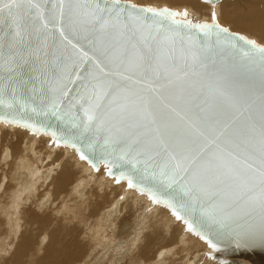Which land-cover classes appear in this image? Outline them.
Returning <instances> with one entry per match:
<instances>
[{
    "label": "snow or ice",
    "instance_id": "6c2138e0",
    "mask_svg": "<svg viewBox=\"0 0 264 264\" xmlns=\"http://www.w3.org/2000/svg\"><path fill=\"white\" fill-rule=\"evenodd\" d=\"M204 2L213 9L210 21L193 23L176 19L187 16L186 10L137 7L121 4L120 0H86L85 3L60 0L59 17L45 21L44 27L51 24L72 45L66 35V24L84 20L89 35L110 36L113 48L122 42L126 45L120 50L118 62L108 50L100 53L104 59L98 57L99 63L107 71L100 69L99 75L90 74L83 116L73 114L67 118L73 130L83 127L85 132L95 129L105 134V144L112 151L104 162L115 167L113 162L119 160L129 166V173L122 171L116 177L117 183L126 179L128 188L147 192L153 204L164 205L177 221H183L188 232L207 240L203 228L231 222L232 209L239 202V197L221 198L222 189H240L247 194L258 187L264 189V102L257 112L246 97L236 95L229 110L223 106H206V102L183 89L172 96L165 93L187 79L191 68H205L209 54L216 49L242 53L264 67V46L223 27L215 10L218 0ZM24 3L28 4L30 13L44 19L38 0H0V14L22 11ZM84 9H87L86 17L81 15ZM18 28L17 34H21L22 25ZM184 30L189 35L182 34ZM186 40L188 45L183 47ZM91 42L95 44V40ZM177 42L182 46L180 55H177ZM52 56V71L56 74L53 84L58 85L63 74L73 70L68 64L75 66L79 57H74L67 48L54 51ZM10 71H15V67ZM4 96L0 91V105L5 102ZM67 96L68 92L64 91L53 97L43 107V113L57 120L65 119L62 102ZM84 102L82 96L76 103ZM14 103L15 97L8 106ZM0 120L32 131H44L57 144L73 147L81 160L97 168L87 153V147L94 145L90 143L86 147L74 132L58 134L11 113L0 115ZM113 167L108 168L109 175L113 174ZM149 176L151 186L146 183ZM257 208L264 213V194L248 201L245 214ZM250 235L237 233L233 238L238 241V247H243ZM208 242L212 249H217L219 242Z\"/></svg>",
    "mask_w": 264,
    "mask_h": 264
},
{
    "label": "water",
    "instance_id": "95a60500",
    "mask_svg": "<svg viewBox=\"0 0 264 264\" xmlns=\"http://www.w3.org/2000/svg\"><path fill=\"white\" fill-rule=\"evenodd\" d=\"M38 2L40 11L44 13L43 20L39 19L37 14L28 11L27 3H24L22 11L12 14L5 11L0 14V58H2L0 59V91L5 93V102L0 105V115L11 113L35 122L38 126L55 130L58 134L74 132L86 147L90 143L94 145L87 147V153L98 167V160L107 159V153L112 151L111 147L105 144V134L95 129L85 132L83 127L73 130L71 121L67 117L73 114L83 116V108L86 107L87 99L85 90L90 74L99 75L100 69L107 71L104 65L99 63V60L104 59L100 53L108 50L118 62L122 55L120 50L126 45L122 42L113 48V40L110 36L89 35L90 30L84 27V20H79L71 25L66 24L68 40L75 45L73 50L72 45H69L51 24L47 28L44 27L45 21H52L59 17L60 0H38ZM85 2L86 0H81V3ZM120 3L129 4L126 1H120ZM86 13L87 9H84L81 15L86 17ZM18 25H22L21 34H17L20 31ZM182 34L189 35L187 30H184ZM86 35L88 39L84 38ZM160 38L163 40V33ZM93 40L95 44L91 42ZM187 45L186 40L183 47ZM66 48L73 51L74 57H79V59L75 66L68 64V67L73 70L66 71L58 85H54L53 79L56 74L52 71V53L63 51ZM176 48L177 55H180L182 46L179 42ZM128 53L131 54L130 47ZM109 66L114 67V64ZM13 67L15 71H10ZM189 71L190 75L187 79L169 89L165 93L166 96H172L183 89L197 96L199 101L206 102V106H223L231 110L232 97L243 95L257 112L261 103L264 102V67L253 63L242 53L231 50L221 52L216 49L209 54L205 68L197 66ZM64 91L68 92V96L62 102L63 113L66 114L65 119L57 120L51 115L44 114L43 107L50 103L53 97H59ZM82 96L85 102L77 104L76 102ZM13 97H15V103L9 107V102ZM33 108H39L41 111L34 112ZM113 163L115 167L109 164V167H113V174L122 171L129 173V166L123 162L115 160ZM146 183L151 186L150 176ZM262 194H264V189L259 187L250 194L240 189H222L221 198L236 200L239 197V202L232 209L233 220L231 222L226 225L215 224L203 228L207 240L219 242L218 248L223 253L219 252L218 257L243 261L245 264H264V213L257 208L255 212L245 214L248 211V201L259 198ZM237 233H251L243 247H238V243H228L229 238L234 239Z\"/></svg>",
    "mask_w": 264,
    "mask_h": 264
},
{
    "label": "rangeland",
    "instance_id": "374dc122",
    "mask_svg": "<svg viewBox=\"0 0 264 264\" xmlns=\"http://www.w3.org/2000/svg\"><path fill=\"white\" fill-rule=\"evenodd\" d=\"M200 3L203 4L202 2H200ZM204 4H206V3H204ZM176 11H178V10H176ZM188 13H189L188 16H183V17L181 16L178 20H184V19L191 20L190 17H192L191 21L193 23L198 21V20L195 19V17H194L192 12H188ZM191 13H192V16H191ZM245 38L248 39V36H245ZM249 39H250V37H249ZM11 128H13V129H11ZM33 132H36V133H33ZM31 133H33L34 135L31 134ZM37 134H38V136H37ZM42 135H45V136H42ZM43 140H46V141H44V143H43V142H41ZM12 143H13V145H11ZM14 143H15V145H14ZM39 143H42V144H39ZM56 144L57 143L55 142L54 138L50 134H48L46 132L39 131V133H38V131H31V129H29V128H24V127H21V126H18V125L5 123L4 121L0 120V202L2 201L0 204L3 205L2 207L0 205V242L3 241V242H1L2 245L0 244L1 245L0 246V254H1L0 255V263H2V264H16L17 262H18L17 264H31L32 262L34 264H36V262H38L39 259L47 257L50 252L54 251V248L51 245H49V242L51 244V239H50L51 233L54 230H56L57 234H59V236H57L59 238V246H61V245H62V247L66 246L65 243L62 241V238H68V237L69 238H75L77 242H79L81 240L83 242L84 241L90 242V240L89 241L87 240L88 238L86 237V235L84 236L83 232L81 231L82 230L81 227L83 228V226H81L82 224H80L78 217H80L83 213H85V214L87 213L86 215L91 214L90 218L88 220L89 221L88 225L89 224L90 225L93 224L94 219L98 218V211L95 212V210L93 209L95 206H97V204H98V206L101 204L100 205L101 207L103 206V208H105L106 210H109L111 212L115 210L116 211L115 214L117 213L116 216L118 214H120V215L117 216V218H118L117 221H120L121 218L125 217L129 223H132L133 221H137L138 220V226H140V224H142V222H144V219H141V218L144 217V214H145L144 212H146L145 209L148 207L146 199H145L146 198L145 195H142V193H140V194L138 193L137 197L136 196L133 197V194H130L129 190L124 191L123 188L127 189L128 188L127 186H125V187L124 186L117 187L116 185L114 186V188L112 187L113 185H111V187H110V188H113L115 190V192H113V191L108 192L109 191L108 189H106V190L103 189V192H104L103 193L102 189H100L97 184H98V182L101 181V179H106V176H105V174L103 172H104V170L107 171V168H105L104 166L109 167V164L108 165L104 164L105 163L104 160H98V167H97L98 170H97V168H95L94 173L97 172V173H95L96 176L98 175V176H101V177H100L99 180H97L98 176L96 177L95 174H94V177L91 176L92 172H90V170L92 169V166H90L89 163H85L86 166H89L88 171L86 170V168H85L86 166H85L84 167L85 169L82 172V168H83L82 167L83 165H81L82 162H80V164H79L78 157H76L77 160H74L75 156L77 155V152H76V150L74 148L72 149V147L69 146V148L72 149V151H71V150H69L67 144L66 145L63 144V143H60V144H57V145ZM38 145H41V146H38ZM17 146H19V147H17ZM2 151H3V153H2ZM74 151H75V153H74ZM72 152L74 153V155H72L73 154ZM17 156L18 157L22 156L21 158H23V156H24L23 159L25 161H27V163L30 161L29 164H30V166H32V168H30V167L24 168V171L21 174V177H23L25 179H29L28 177L31 176L33 178V176H34L35 180L33 178L31 183H32V186H34L33 189H35L37 187V189H35V190H38V191L34 190L35 194L32 191H31L32 193L31 192L29 193L30 195L34 194L33 195L34 197L30 196V195H27L28 193H24V192L20 193V195H19L20 197H18L17 195H14V193L12 192L15 189V186H16L15 184L16 183L12 184L15 181L13 179H11L12 178L11 175H13L16 172L15 168H17V165H18V161L16 160L18 158ZM15 160H16V162H15ZM65 163H66V166L68 165V167L65 166ZM77 165H80V167L77 166ZM23 166H26V165L23 164ZM61 166L65 167L64 170L66 168H68V169L70 168L69 171L72 170L71 173L72 174L74 173L72 179L70 178V180H68V179H66L67 177L65 178L68 182L69 181H71V182H69V183L65 182L66 180L64 179V183L63 182L62 183L65 184V185L68 183L69 186H65V187L63 186L64 187V188L62 187L63 189L61 188V186L63 185L61 183V178H62L61 176L62 175H60V174L63 173V172H60L62 170ZM13 168H14V170H13ZM58 168H59L60 171L58 170ZM73 168H74V170H73ZM25 169L26 170L28 169V170L26 171ZM33 169L36 170V172H35V174H32L33 175L32 176L30 174L31 173L30 170H33ZM49 169H50V171H49ZM55 169L57 170V172H56ZM43 171L46 172V173H44ZM10 172H11V174H10ZM39 172H42L45 175H48V177H45L44 174L39 173ZM88 172H89V174H88ZM98 172H99V174H98ZM29 174H30V176L27 177V175H29ZM56 174H58V176H60V177L58 178V176ZM40 176H41V178H40ZM9 177H11V178H9ZM23 178H21V179H23ZM46 178H48V179L46 180ZM55 178H57L58 183H57ZM84 178H86V179H84ZM87 178L90 181H88ZM77 179H78V181H77ZM36 180H37V183H36ZM109 180H111V179H109ZM107 181L108 180H105V182H104V183H106V185H107ZM74 182L75 183L77 182L76 183L77 185H74L75 184ZM39 183H40V185H39ZM78 183H79L81 189L78 186ZM35 184H37V185H35ZM43 184L44 185L46 184V185L44 186ZM56 184H57V186H60L58 189L53 187V186L57 187ZM13 185H15V186H13ZM76 186H78L77 187L78 189L83 191V195L86 197V200H89L88 201L89 206H84L82 213H81V210H78L80 212V216L77 215L78 217L76 215L74 216L72 213H69V211L67 213V211H65V210L63 211V209H61L62 208L61 205L63 204L62 202H64V204L66 203L65 205L69 204L70 205L69 209H72V207H73V205L71 204V201L76 200V201H78L77 204L80 205L79 200H77V199H79L78 196H77L78 194L76 192H74V190H73V189H77V188H75ZM82 187H83V189H82ZM60 188L62 189V192H60L61 191ZM85 188L86 189L88 188V189L85 191ZM58 190H60V191L58 192ZM54 191L58 192L59 194L58 193L57 194L54 193ZM97 191H98V193H97ZM47 192H48V194H47ZM73 192H74V194H73ZM105 192H108V193L106 194ZM44 193H46V195ZM101 193H102V195H101ZM109 193L112 194L113 197ZM114 193H116V194L114 195ZM12 195L15 196V197L12 198L13 197ZM116 195H117V199L115 200L114 196H116ZM76 196H77V198H76ZM101 196H103V197H101ZM9 197H11V199H8ZM30 197H31V199H28ZM46 197H47V200H46ZM72 197H74V198H72ZM104 197L106 199H104ZM109 197H112V199L109 198ZM121 197H123L122 200H120ZM25 198H27L28 200H26ZM15 199L18 200V202ZM23 199H24V202H26L24 204H23V201H22ZM38 199L40 200V202H39ZM19 200H21L20 201L21 203L19 202ZM104 200H106V201L104 202ZM107 200L109 201L110 204L107 203ZM111 200H112V202H111ZM14 201L17 202L18 205ZM48 201L50 202V204H48ZM130 201H131V203H130ZM27 202H29V203H27ZM38 202H39V204H38ZM45 202L48 204V207H47V204L45 206L42 205V204H45ZM148 202H149L150 205H154L150 199H148ZM14 203L16 204V206H15ZM33 203H35V204H33ZM13 204H14V208L11 207ZM6 205H11V206L8 207ZM40 205H42V206H40ZM107 205L108 206L110 205V206L108 207ZM121 205L126 206V207H124V208L119 207ZM100 206H99V209L101 208ZM112 207L114 209H112ZM3 208L6 209L7 211H4ZM8 208L9 209H13V210H8ZM18 208H19V210H21L20 212H19ZM163 208H165V206H163ZM28 209H29V211L31 210L29 212V214H28ZM150 209H152V208H150ZM17 210H18V213H17ZM12 211H14V212H12ZM44 211H45V213H44ZM15 212H16V214H15ZM62 212L63 213L65 212V213L63 214ZM12 214H13L14 217L12 216ZM33 214L38 215V217H36L37 219L36 218L32 219L33 220L32 224L33 223L34 224L31 225L30 223H31V218H32ZM23 215H25V216H23ZM10 216H12V219H11ZM44 216H46L48 218V220H42V218ZM48 216H51V217H48ZM29 218H30V221H29ZM50 218L52 220H50ZM70 219H71V221H70ZM77 219H78V223H77ZM97 220L99 221L100 217ZM13 223H15V224H13ZM39 223H47V224L39 226L38 225ZM10 224H13V225H10ZM78 224H80V225H78ZM24 225L25 226L27 225L29 227H27V226L25 227ZM11 226H12V228H10ZM57 227H61L62 231L59 228H57ZM140 227H142V226H140ZM28 228H29V230H28ZM85 233H86V231H85ZM16 234H17V236H16ZM81 235L84 236V237H82ZM193 240H197V242L195 243V246H196L199 243V240L198 239H193ZM176 241H177V243H173L174 245H171L172 243H170V242H166L167 244L165 243V245H164V242H160V243L155 244L154 245L155 247L152 249L155 252L152 251L150 253V255H148V253H146L147 255H145V256L147 258L144 257L145 260L148 259L149 262H150V263L147 262V264H153L154 261H155L154 264H158L159 263V258L157 257L158 253L161 250L162 251H167L168 249L171 250V255L170 256H169V254L164 255L162 257V259H161L162 261H160V264H162V263L163 264H186V263H188L190 261L191 262L189 264H202L204 261H207L208 254L210 253L209 249L207 251H205L206 248L204 247L205 249L202 248V249H200L198 251H194L192 248H190L191 244L189 242L186 241L187 244H185V242H181L179 240V238ZM202 241H204L205 243L208 242V240H204V239H202ZM116 242L121 244L124 241L119 239V238H117ZM37 244L39 245V247L37 246ZM85 244H87V243H85ZM159 244L163 245L161 247H165L166 249L165 248L164 249H160L161 247L159 248ZM183 244H184V247H183ZM195 246H193V247H195ZM36 247H38V248H36ZM206 247L208 248V245ZM2 248L6 249V251H4ZM43 250H44V253H43ZM173 250H174V252H175V250H180V251H185L186 253H188L186 259H182L181 257H178V256H175V259H174ZM108 251L105 254L106 258L108 256H110ZM25 252H26V254H25ZM99 252H100L99 254L102 253L101 251H99ZM152 253H153V255H152ZM35 254H36V256H34ZM139 254H138V256H139L138 260H142V262H143V259L140 257V255H143V254H140V255ZM194 255L196 256V258H195ZM154 256H156V257H154ZM193 257H194V259H192ZM164 259H165V262H163ZM199 259H201V260H199ZM79 261H81V258H79L76 262H79ZM109 262H110V264H120V263L121 264H123V263L127 264V263H130L128 259H126V260H124L122 262H121V260H119V261L110 260ZM115 262H117V263H115ZM142 262H140L138 264H145L144 262L143 263ZM218 262H219V260H218ZM78 264H84V261H82V262H80Z\"/></svg>",
    "mask_w": 264,
    "mask_h": 264
},
{
    "label": "bare ground",
    "instance_id": "6f19581e",
    "mask_svg": "<svg viewBox=\"0 0 264 264\" xmlns=\"http://www.w3.org/2000/svg\"><path fill=\"white\" fill-rule=\"evenodd\" d=\"M121 1H126L128 2L129 4L131 5H136V6H140V7H154V8H157V9H160V8H168L169 10L171 11H175V12H184L185 10L187 12H192L195 19L198 20L197 22L195 23H199V22H205V21H210V12L213 10L212 9V6L211 4H204V0H121ZM200 2H202L203 4H201ZM178 10V11H176ZM215 10L217 11V16H218V22L223 26V27H227L229 29L230 32L234 33V34H238L240 36H248V39L250 37V39H253L255 40L259 45H264V0H219L216 5H215ZM192 13H191V16H192ZM189 14V13H188ZM188 16V15H187ZM181 16H177L176 19L178 20ZM183 17V16H182ZM190 17V16H189ZM190 19L192 20V17H190ZM194 19V18H193ZM189 20V19H188ZM3 121V120H2ZM13 129V128H11ZM28 131V130H27ZM32 131V130H31ZM33 133H36V132H33ZM31 133V134H33ZM39 133V131H38ZM34 135V134H33ZM18 136V135H17ZM24 136V135H23ZM38 136V134H37ZM36 136V137H37ZM42 136H45V135H42ZM30 137V136H29ZM41 137V136H40ZM44 138V137H43ZM46 138V137H45ZM42 139V138H41ZM40 139V140H41ZM44 141L46 140H43L41 142L44 143ZM39 144H42V143H39ZM64 144V143H63ZM13 145V143L11 144ZM15 145V143H14ZM45 145V144H44ZM57 145V144H56ZM66 145V144H65ZM38 146H41V145H38ZM68 148H69V145H67ZM14 147V146H13ZM12 147V148H13ZM19 147V146H17ZM11 148V147H10ZM16 148V147H15ZM39 148V147H38ZM73 149V147H72ZM72 149L69 148V150L72 151ZM2 150V149H1ZM18 150V149H17ZM68 150V151H69ZM3 153V151H2ZM1 153V154H2ZM73 153V152H72ZM75 153V151H74ZM74 153L72 155H74ZM37 155V154H36ZM18 157V156H17ZM16 157V158H17ZM22 157V156H21ZM21 157H18L16 160L18 161V165H17V168H15L16 172L11 175V179H13L15 182L12 183V184H15L13 186H15V189L12 191L14 193V195H17L18 197H20V193L24 192V193H28L27 195H30L29 193L32 191L34 192L35 189H37V187L35 189H33L34 186H32V179L34 178V176L32 174H35L36 170H30L31 171V175L33 176V178L30 176L28 177L29 179H25L23 177H21V174L23 173L24 171V168H32V166H30L29 162L27 163V161H25L23 158ZM26 157V156H25ZM76 157H78V160H79V164L80 162L81 165H83L82 167V172L83 170L86 168V170L88 171V168L89 166H86L85 163H89L90 166H92V169L90 170V172H92V177H94V174L97 173L95 171V168L93 167L92 163H90L89 161L87 160H81L78 156V154L75 156V159L74 160H77ZM7 158V157H6ZM74 158V157H73ZM31 159V158H30ZM9 160V159H8ZM12 160V159H11ZM15 160V162H16ZM2 161V160H1ZM48 161V160H47ZM35 162V161H34ZM59 162V161H58ZM78 163V162H77ZM26 165V166H23ZM61 164V163H60ZM74 164V163H73ZM76 164V163H75ZM105 164V163H104ZM40 165V164H39ZM11 166V165H10ZM57 166V165H56ZM55 166V167H56ZM59 166V165H58ZM65 166H66V163H65ZM76 166V165H75ZM80 167V165H77ZM86 166V167H85ZM101 166V165H100ZM12 167V166H11ZM37 167V166H36ZM35 167V168H36ZM62 170L60 171L59 168L58 170L60 172H63L61 177V183L63 182L64 183V179H68L70 180V178L72 179L74 173L72 174L71 171H69L68 168H66L64 170V166H61ZM68 167V165L66 166ZM85 167V168H84ZM102 167V166H101ZM105 168L108 169L107 166H104ZM13 168V170H14ZM50 168V167H49ZM54 168V167H53ZM23 169V170H22ZM100 169V168H99ZM26 170V169H25ZM28 170V169H27ZM26 170V171H27ZM46 170V169H45ZM53 170V169H52ZM56 170V169H55ZM74 170V168H73ZM50 171V169H49ZM29 172V171H28ZM27 172V173H28ZM44 172V171H43ZM57 172V170H56ZM13 173V172H12ZM39 173H42V172H39ZM46 173V172H44ZM42 173V174H44ZM54 173V172H53ZM106 176V179H101L100 182H98V187L100 189H102V192H103V189H108L110 191H113L115 192V190L113 189L114 186L116 185L117 187H120V186H127V180L125 179L124 180H121L120 183H117L116 182V177L120 175L121 172H118L116 174H112V175H109L107 173L106 170H104L103 172ZM11 174V172H10ZM55 174V173H54ZM89 174V172H88ZM99 174V172H98ZM40 175V174H39ZM58 176V174H56ZM38 176V175H37ZM45 177H48V175H45ZM56 176V177H57ZM96 176V174H95ZM98 176V175H97ZM96 176V177H97ZM26 177V178H27ZM43 177V176H42ZM60 176H58L59 178ZM90 177V176H89ZM101 176H98L97 180L100 179ZM23 178V179H21ZM41 178V176H40ZM39 178V179H40ZM80 178V177H79ZM48 178H46L47 180ZM56 181H57V178H55ZM65 179V180H66ZM82 179V178H81ZM86 179V178H84ZM88 179V178H87ZM96 179V178H95ZM111 179V180H109ZM35 180V178H34ZM38 180V179H37ZM37 180H36V183H37ZM45 180V179H44ZM59 180V179H58ZM105 180H108L107 181V185L105 182ZM78 181V179H77ZM82 181V180H81ZM88 181H90L88 179ZM95 181V180H94ZM48 182V181H47ZM60 182V181H59ZM65 182H68L67 180ZM71 182V181H69ZM68 182V183H69ZM84 182V181H83ZM10 183V182H9ZM41 183V182H40ZM39 183V185H40ZM58 183V181H57ZM62 183V184H63ZM68 183L65 185L63 184L61 186V188L64 186H69ZM75 183V182H74ZM77 183V182H76ZM74 184V185H77V184ZM80 183V182H79ZM78 183V186L80 187ZM72 184V183H71ZM37 185V184H35ZM44 185V184H43ZM42 185V186H43ZM46 185V184H45ZM44 185V186H45ZM85 185V184H84ZM111 185H113L112 187L113 188H110ZM41 186V187H42ZM57 186V184H56ZM78 186H76L75 188H77ZM87 186V185H86ZM91 186V185H90ZM54 188L58 189L60 186H53ZM63 187V188H64ZM85 187V186H84ZM88 187V186H87ZM92 187V186H91ZM60 188V190H58V192H62V189ZM122 188V187H121ZM81 189V187H80ZM80 189H73L74 192H76L78 195V198L77 200H79L80 202V205L77 204L78 201L74 200V201H71V204L73 205L72 209H69V204L65 205L64 202H62L63 204L61 205V209H63V211H69V213H72L74 216L78 215L80 216V212L78 210H81V213L83 211V207L84 206H89V203L88 201L89 200H86V197L83 195V191L80 190ZM83 189V187H82ZM88 189V188H87ZM85 188V191L87 190ZM124 191L126 190H129L130 191V194H133V197L134 196H138V193L140 194V192L136 191L135 189H130V188H123ZM43 190V189H42ZM96 190V189H95ZM35 191H38V190H35ZM56 191V190H55ZM54 193H58V192H55ZM91 191V190H90ZM89 191V192H90ZM128 191V192H129ZM31 192V193H32ZM73 192V194H74ZM96 192V191H95ZM108 192H105L106 194ZM85 193V192H84ZM98 193V191H97ZM104 193V192H103ZM127 193V192H126ZM11 194V193H10ZM9 194V195H10ZM35 194V192H34ZM33 194V195H34ZM46 195V193H44ZM43 194V195H44ZM48 194V192H47ZM59 194V193H58ZM105 194V195H106ZM110 194V193H109ZM116 193H114L115 195ZM128 194V193H127ZM126 194V195H127ZM33 195H30V196H33ZM55 195V194H54ZM100 195V194H99ZM98 195V196H99ZM102 195V193H101ZM112 196V194H110ZM142 195H145L146 196V202H147V205L148 207L145 209L146 212H144V217H142L141 219H144V222H142V224H140V226H138V220L137 221H133L132 223H129L127 221V219L125 217L121 218L120 221H117V216L120 215L118 214L116 216L115 214V210L114 211H109V210H106L105 208H103V206L101 207L100 205V209H99V206L97 204V206H95L93 209L95 210V212L98 211V218L100 217V220L98 221L97 219L98 218H95L94 221H93V224H89L88 225V220L90 218V215L91 214H88L86 215L85 213H83L80 217H78L79 219V222L80 224H82L81 226H83V228L81 227V231L83 232L84 236L86 235V238L88 241L90 240V242H86V241H79L77 242L75 238H62V241L65 243L66 246L62 247L59 246V238L57 236H59V234H57V231L54 230L52 231L51 233V244L49 242V245H51L53 248H54V251L50 252L49 255L47 257H44L42 259H39L38 262H36V264H78L82 261H84V264H110V260H116V261H119L121 260L124 261L126 259L129 260L130 263H127V264H138L140 262H142V260H138V254H143V255H140V257L143 259V262L145 264H147V262H149V260H145L144 257H146L145 255H147L146 253H148V255H150V253L153 251L152 249L155 247L154 245L157 244V243H160V242H164V245L166 242H170L172 243L171 245H174L173 243H177V239L179 238V240L181 242H189L191 245H190V248H192L194 251H198L202 248H206L205 251H207L209 249V254H208V259L207 261H204L202 264H245L243 261H232L228 258H222V257H218V253L221 252L223 253V251L218 248L217 246V249H212L210 246H209V242L205 243L204 241H202V239H200V235L197 234V233H190L187 231L186 229V225L183 223V221H177L175 219V217L171 214V211L165 207L163 208L164 205H160V204H154V205H150L149 202H148V193L145 192V193H142ZM13 196V195H12ZM49 196V195H48ZM68 196V195H67ZM76 196V198H77ZM125 196V195H124ZM128 196V195H127ZM130 196V195H129ZM2 197V196H1ZM15 196H13L12 198H14ZM34 197V196H33ZM43 197V196H42ZM51 197V196H50ZM49 197V198H50ZM63 197V196H62ZM69 197V196H68ZM103 197V196H101ZM107 197V196H106ZM113 197V196H112ZM112 197H109L112 199ZM45 198V197H44ZM74 198V197H72ZM75 198V199H76ZM88 198V197H87ZM8 199H11V197H9ZM26 200L28 199H31L30 198H25ZM37 199V198H36ZM102 199V198H101ZM104 199H106L104 197ZM114 199L116 200L117 199V195L114 196ZM123 197L120 198V200H122ZM130 199V198H129ZM14 200V199H13ZM12 200V201H13ZM16 200V199H15ZM33 200V199H32ZM39 200V199H38ZM46 200H47V197H46ZM72 200V199H71ZM110 200V199H109ZM4 201V200H3ZM11 201V202H12ZM18 202V200H16ZM21 200H19L20 202ZM23 201V204L26 203L24 202V199L22 200ZM106 200H104L105 202ZM2 202V201H1ZM0 202V203H1ZM15 202V201H14ZM15 202V203H17ZM40 202V200H39ZM38 202V204H39ZM67 202V201H66ZM112 202V200H111ZM14 203V204H15ZM21 203V202H20ZM29 203V202H27ZM103 203V202H102ZM107 203H109V201L107 200ZM131 203V201H130ZM12 204V203H11ZM14 204L11 206V205H6L8 207H13L14 208ZM32 204V203H31ZM35 204V203H33ZM37 204V203H36ZM41 204V203H40ZM47 203L45 202V204H42V205H46ZM48 204H50V202L48 201ZM48 204H47V207H48ZM104 204V203H103ZM102 204V205H103ZM110 204V203H109ZM129 204V203H128ZM1 205V204H0ZM5 205V204H4ZM18 205V203H17ZM26 205V204H25ZM29 205V204H28ZM40 205V206H42ZM71 205V206H72ZM3 205H1L2 207ZM16 206V204H15ZM43 206V207H44ZM108 206V205H107ZM110 206V205H109ZM108 206V207H109ZM113 206V205H112ZM5 207V206H4ZM34 207V206H33ZM39 207V206H38ZM42 207V208H43ZM46 207V208H47ZM106 207V206H105ZM121 208H124L126 206H119ZM20 208V207H19ZM18 208V210H19ZM45 208V207H44ZM152 208V209H150ZM41 209V208H40ZM112 209H114L112 207ZM120 209V208H119ZM4 211H7L6 209L3 208ZM8 210H13V209H9ZM18 210H17V213H18ZM34 210V209H33ZM32 210V211H33ZM21 210H19L20 212ZM31 211V210H30ZM29 209H28V214H29ZM40 211V210H39ZM43 211V210H42ZM48 211V210H47ZM59 211V210H58ZM62 211V210H61ZM92 211V210H91ZM102 211V212H101ZM120 211V210H119ZM14 212V211H12ZM94 212V213H95ZM150 212V213H149ZM4 213V212H3ZM9 213V212H8ZM32 213V212H31ZM35 213V212H34ZM45 213V211H44ZM63 213V212H62ZM65 213V212H64ZM63 213V214H64ZM10 214V213H9ZM14 214V213H13ZM12 214V216H13ZM16 214V212H15ZM96 214V213H95ZM46 215V214H45ZM62 215V214H61ZM12 216L11 219H12ZM16 216V215H15ZM25 216V215H23ZM27 216V215H26ZM8 217V216H7ZM14 217V216H13ZM29 217V216H28ZM38 217V215H35L33 214L32 215V218H31V225L32 224V219L33 218H36ZM48 217H51V216H48ZM61 217V216H60ZM76 217V218H77ZM97 217V216H96ZM53 218V217H52ZM72 218V217H71ZM10 219V220H11ZM37 219V218H36ZM78 219H77V223H78ZM42 220H48V218L46 216H44L42 218ZM50 220H52L50 218ZM59 220V219H58ZM65 220V219H64ZM73 220V219H72ZM29 221H30V218H29ZM71 221V219H70ZM52 222V221H51ZM76 222V221H75ZM11 223V222H10ZM95 223V224H94ZM15 224V223H13ZM13 224H10V225H13ZM36 224V223H35ZM47 223H39L38 225L39 226H42V225H46ZM78 224V225H80ZM9 225V226H10ZM7 226V225H6ZM25 226V225H24ZM27 226V225H26ZM25 226V227H26ZM8 227V226H7ZM29 227V226H27ZM79 227V226H78ZM12 228V226L10 227ZM59 228L61 231V227H57ZM64 228V227H63ZM66 228V227H65ZM77 228V227H76ZM80 228V227H79ZM29 230V228H28ZM74 230V229H73ZM77 230V229H76ZM21 231V230H20ZM26 231V230H25ZM39 231V230H38ZM86 231V233H85ZM19 232V231H18ZM17 232V233H18ZM31 233V232H30ZM74 234V233H73ZM17 236V234H16ZM82 236V235H81ZM82 236V237H84ZM80 238V237H79ZM119 238L121 240H123L124 242H122L121 244L120 243H117L116 242V239ZM30 239V238H29ZM193 239H198L199 240V243L195 246V243L197 242V240H193ZM7 240V239H6ZM26 240V239H25ZM42 240V239H41ZM27 241V240H26ZM40 241V240H39ZM209 241V240H208ZM3 242V241H1ZM0 242V244H1ZM6 242V241H5ZM43 242V241H42ZM194 242V243H193ZM232 244H236L238 243L237 241H235L234 239L232 238H229L228 240V243H231ZM23 243V242H22ZM29 243V242H28ZM87 243V244H85ZM33 244V243H32ZM163 244V243H162ZM167 244V243H166ZM2 245V244H1ZM0 245V246H1ZM208 245V248L206 247ZM37 246L39 247V245L37 244ZM163 246V245H160L159 244V248ZM176 246V245H175ZM174 246V247H175ZM182 246V245H181ZM195 246V247H193ZM3 247V246H2ZM36 247V248H38ZM183 247H184V244H183ZM5 248V247H4ZM16 248V247H15ZM20 248V247H19ZM165 247H161L160 249H164ZM176 248V247H175ZM178 248V247H177ZM186 248V247H185ZM204 248V249H205ZM3 249V248H2ZM134 249V250H133ZM166 249V248H165ZM172 249V248H171ZM4 251H6V249H3ZM17 250V249H16ZM45 250V249H44ZM44 250H43V253H44ZM109 250V251H108ZM155 250V249H154ZM157 250V249H156ZM192 250V251H193ZM98 251V252H97ZM101 251L102 253L99 254ZM109 252L110 256H108L107 258L105 257V254L106 252ZM159 251V250H158ZM204 251V252H205ZM155 252V251H153ZM174 252V250H173ZM172 252V253H173ZM201 252V251H200ZM2 253V252H1ZM4 253V252H3ZM190 253V252H189ZM199 253V252H198ZM207 253V252H206ZM26 254V252H25ZM33 254V253H32ZM169 254V256L171 255V250L168 249L167 251H160L158 253V258H159V263L160 264V261H162V257L164 255H167ZM187 254L185 251H180V250H175V252L173 253V257L175 259V256H178V257H181L182 259H186L187 257ZM195 254V253H194ZM201 254V253H200ZM203 254V253H202ZM1 255V254H0ZM23 255V254H22ZM153 255V253H152ZM207 255V254H206ZM27 256V255H26ZM29 256V255H28ZM36 256V254L34 255ZM195 256V255H194ZM151 257V256H150ZM153 257V256H152ZM156 257V256H154ZM33 258V257H32ZM79 258H81V261L79 262H76ZM147 258V257H146ZM172 258V257H171ZM196 258V256H195ZM200 258V257H199ZM140 259V258H139ZM167 259V258H166ZM194 259V257L192 258ZM30 260V259H29ZM188 260V259H187ZM190 260V259H189ZM201 260V259H199ZM219 260V262H218ZM31 261V260H30ZM185 261V260H184ZM195 261V260H194ZM127 262V261H126ZM142 262V263H143ZM153 262V261H152ZM155 262V261H154ZM153 262V264H154ZM165 262V259L164 261ZM171 262V261H170ZM180 262V261H179ZM183 262V261H182ZM188 262V261H187ZM191 262V261H190ZM190 262L186 263V264H189ZM18 263V262H17ZM16 263V264H17ZM117 263V262H115ZM120 263V262H119ZM150 263V262H149ZM157 263V262H156ZM184 263V262H183ZM2 264V263H0ZM31 264H34L33 262ZM121 264V263H120ZM124 264V263H123ZM126 264V263H125ZM163 264V263H162Z\"/></svg>",
    "mask_w": 264,
    "mask_h": 264
}]
</instances>
